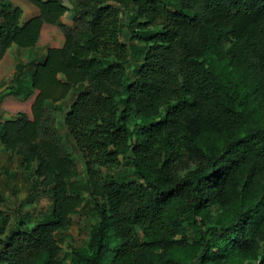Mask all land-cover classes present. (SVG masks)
<instances>
[{
    "label": "trees",
    "instance_id": "trees-1",
    "mask_svg": "<svg viewBox=\"0 0 264 264\" xmlns=\"http://www.w3.org/2000/svg\"><path fill=\"white\" fill-rule=\"evenodd\" d=\"M0 0V61L36 46L44 25L64 36L0 104L37 92L30 112L0 122V144L51 198L32 227L0 196V264H264V0ZM68 14L71 25L62 18ZM79 89L64 116L80 152L96 221L90 243L60 258L84 199L47 102ZM133 167L104 180L98 167ZM142 229L141 236L137 229Z\"/></svg>",
    "mask_w": 264,
    "mask_h": 264
},
{
    "label": "rangeland",
    "instance_id": "rangeland-1",
    "mask_svg": "<svg viewBox=\"0 0 264 264\" xmlns=\"http://www.w3.org/2000/svg\"><path fill=\"white\" fill-rule=\"evenodd\" d=\"M15 5L19 6L23 15L21 24L30 18L38 15V10L28 0H11ZM72 9L69 0H62ZM120 8L122 13L121 23H123L126 12L130 11L128 0H119L112 3ZM132 9L130 12L132 13ZM62 20L66 24L72 23L68 14ZM62 32L51 25H44L36 46L32 49L20 50L12 46L6 57L0 63V88L4 84L14 83L17 79L23 87L21 97H25L28 79L33 70L34 63L41 61L47 50L51 48H60L64 43ZM79 89L71 90L69 95L56 103L47 102L46 107L52 113L58 132L63 136V143L70 151L74 163L76 165V176L68 180V191L72 195H80L84 202L77 213L71 216L72 224L65 233H57L55 239L62 248L60 258L66 253H71L73 247H84L90 243V229L96 221L93 201L89 196L87 188L88 178L85 166L80 157V152L74 145L72 137L66 132L64 126V116L75 101ZM37 92H32L26 101L5 100L0 104V122L14 119L18 112L29 113L30 106ZM99 176L102 179L114 180L117 182L129 181L135 179L133 167L130 162L124 160L121 165L116 167H98ZM32 174L25 172L20 165V158L11 156L6 152L0 144V196L3 199L2 210L10 217L8 232L16 231L17 223H23L28 227H32L36 222L45 220L50 216L51 198L44 194L38 184L32 181ZM142 229H137V235L141 236Z\"/></svg>",
    "mask_w": 264,
    "mask_h": 264
},
{
    "label": "crops",
    "instance_id": "crops-1",
    "mask_svg": "<svg viewBox=\"0 0 264 264\" xmlns=\"http://www.w3.org/2000/svg\"><path fill=\"white\" fill-rule=\"evenodd\" d=\"M9 50H10V49H9ZM9 50H8V51H9ZM8 51H7V53L5 54L4 58H5V57H6V55L8 54ZM4 58H3V59H4ZM3 59H2V60H3ZM2 60L0 61V63L2 62Z\"/></svg>",
    "mask_w": 264,
    "mask_h": 264
}]
</instances>
